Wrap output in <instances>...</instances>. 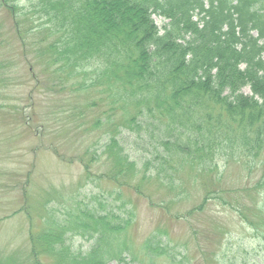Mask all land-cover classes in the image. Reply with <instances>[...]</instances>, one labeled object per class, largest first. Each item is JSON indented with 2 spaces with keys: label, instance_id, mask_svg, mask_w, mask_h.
I'll list each match as a JSON object with an SVG mask.
<instances>
[{
  "label": "trees",
  "instance_id": "trees-1",
  "mask_svg": "<svg viewBox=\"0 0 264 264\" xmlns=\"http://www.w3.org/2000/svg\"><path fill=\"white\" fill-rule=\"evenodd\" d=\"M7 7L20 20L22 41L26 20L32 22L28 32L45 36L31 44L66 82L78 80L72 91L97 93L99 102L104 97L101 110L110 101L91 128L105 130L98 146L113 175L95 176L90 196L73 195L62 203L65 210L47 214L46 230L31 239L33 263L50 257L56 264H182L174 259L177 243L164 233L139 242L129 236L133 207L120 192L104 198L100 188L112 181L142 195L122 180L138 174L140 161L167 178L177 162L208 170L213 155L226 162L253 155L250 163L264 151V0H0V9ZM154 15L166 23L160 27ZM66 82L59 90L68 95L73 82ZM131 108L139 114L128 115ZM118 111L123 116L116 121ZM129 141L149 146L132 154ZM263 205L257 207L264 219ZM252 221L261 225L257 217ZM261 227L254 226L252 237L264 250ZM75 238L87 247L76 246ZM247 244L229 248L221 263L247 264Z\"/></svg>",
  "mask_w": 264,
  "mask_h": 264
},
{
  "label": "rangeland",
  "instance_id": "rangeland-1",
  "mask_svg": "<svg viewBox=\"0 0 264 264\" xmlns=\"http://www.w3.org/2000/svg\"><path fill=\"white\" fill-rule=\"evenodd\" d=\"M10 8L0 9V264H34L31 239L38 240L41 230H46L42 221L47 214L65 210L62 203L71 202L73 195L90 196L95 176L113 175L111 162L98 146L105 130L102 132L101 125L91 128L95 119L103 118L110 101L101 110L100 104L107 100L104 97L99 102L97 93L79 92L78 87L72 91L76 78L70 80L73 85L71 92L65 91L68 95L61 92L59 83L66 82L64 76L54 71L35 43L31 44L45 36L28 32L32 22L26 20L22 41L20 20H14ZM153 17L160 27L166 23L159 15ZM70 81L66 83L70 85ZM242 92L250 94V88L244 87ZM119 112L114 116L116 121L123 116ZM136 112L131 108L128 115ZM129 134L128 139H134L135 133ZM129 143L132 154L137 148L147 150L149 146L141 141ZM253 157L233 155L226 162L213 155L208 170L189 160L185 164L177 162L166 173L167 178L151 162L147 167L143 161L137 162L138 174L121 178L123 183L136 186L137 192H142L140 196L112 181L102 184L103 189L96 185L105 191L104 198H114L120 192L125 206L133 207L136 224L129 236L136 242L159 232L172 244L177 243L175 261L222 264L229 248L237 249L246 242L247 250L242 254L247 264H263L264 250L252 237L254 226H264L263 213L257 207L264 202L263 149L249 163ZM142 177L144 183L139 182ZM89 203L93 207L94 202ZM252 217L260 219L261 225L253 224ZM72 241L78 247H87L78 238ZM42 260L36 261L56 264L50 257Z\"/></svg>",
  "mask_w": 264,
  "mask_h": 264
}]
</instances>
